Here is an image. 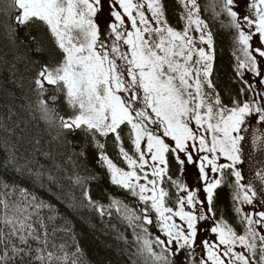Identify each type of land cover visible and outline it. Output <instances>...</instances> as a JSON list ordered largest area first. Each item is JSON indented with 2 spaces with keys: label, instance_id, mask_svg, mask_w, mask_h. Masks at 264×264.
I'll return each mask as SVG.
<instances>
[{
  "label": "snow or ice",
  "instance_id": "obj_1",
  "mask_svg": "<svg viewBox=\"0 0 264 264\" xmlns=\"http://www.w3.org/2000/svg\"><path fill=\"white\" fill-rule=\"evenodd\" d=\"M179 2L181 28L169 22L165 0H11L10 7L17 29H39L27 34L30 50L57 57L40 61L34 78L45 118L58 119L73 136L85 133L100 150L111 182L135 198L137 206L113 200L112 207L132 228L139 252L154 264H185L181 254L186 264H264V170L255 172L262 185L257 190L254 182H244L240 167L249 135L248 156L264 153V0H252L250 14L223 0L240 53V87L227 103L213 82V36L198 0ZM61 96L69 115L56 107ZM110 136L123 167L105 151ZM189 165L200 187L182 179ZM228 177L237 225L213 210L216 190ZM43 207L29 202L17 209L27 215L5 213L10 235L22 245L41 240L28 221L30 208ZM43 235L46 245V230ZM12 253L25 248L14 246ZM10 258L5 248L0 264Z\"/></svg>",
  "mask_w": 264,
  "mask_h": 264
},
{
  "label": "trees",
  "instance_id": "obj_2",
  "mask_svg": "<svg viewBox=\"0 0 264 264\" xmlns=\"http://www.w3.org/2000/svg\"><path fill=\"white\" fill-rule=\"evenodd\" d=\"M198 3L213 36V82L227 103L240 87L236 76V56L240 54L236 29L222 10L223 0ZM165 5L169 22L181 28L184 10L179 0H165ZM10 6L11 0H0V254L7 248L12 257L7 264H154L147 254L139 252L132 228L112 207L113 200L130 207L137 205L134 197L111 182L110 173L99 159L100 150L85 133H67L58 119L45 118L40 110L34 86L39 62L53 63L57 57L48 51L37 54L30 50L27 34L39 29H17ZM56 107L63 115L71 114L62 96ZM105 151L124 166L111 136ZM172 172L174 178H180L175 166ZM192 172V166H187L182 177L186 183ZM233 193V178L228 177L216 190L213 210L217 217L237 225ZM29 202L45 205L39 210L29 209L33 215L28 223L38 229L41 240L30 239L28 245H22L18 235H10L11 226L4 219L6 212L9 218L27 215L17 209ZM45 230L46 245L42 243ZM14 246L25 248V253L14 255ZM41 248L43 253L38 251ZM41 254L43 261L37 259ZM180 259L186 264L183 254Z\"/></svg>",
  "mask_w": 264,
  "mask_h": 264
},
{
  "label": "rangeland",
  "instance_id": "obj_3",
  "mask_svg": "<svg viewBox=\"0 0 264 264\" xmlns=\"http://www.w3.org/2000/svg\"><path fill=\"white\" fill-rule=\"evenodd\" d=\"M252 0H234L235 3V9L236 11H238L241 14H250V5H251ZM256 39L254 37L253 39V46H256ZM250 81H251V74H248L247 76ZM254 82V81H253ZM257 88H259V85H256ZM260 127L259 123L254 124L252 126V128H250V132L254 131L255 128ZM250 140H251V136L249 135L248 137H246V142H245V155H246V160L245 163L243 165H241V171L245 176V181L244 182H248V181H252L254 182L257 190H260L262 185L261 182L259 181L258 178H256L255 176V172L256 171H260V170H264V153H261L260 151H251V156H248V151L250 149ZM192 177L190 179H188L187 183L190 186H196V187H200V183L197 180V174H196V169L192 166ZM206 235L210 236V233H205Z\"/></svg>",
  "mask_w": 264,
  "mask_h": 264
}]
</instances>
